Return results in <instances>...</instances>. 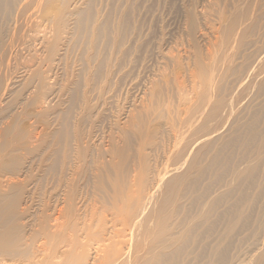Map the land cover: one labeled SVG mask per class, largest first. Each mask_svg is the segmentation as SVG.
I'll list each match as a JSON object with an SVG mask.
<instances>
[{"label":"rangeland","instance_id":"rangeland-1","mask_svg":"<svg viewBox=\"0 0 264 264\" xmlns=\"http://www.w3.org/2000/svg\"><path fill=\"white\" fill-rule=\"evenodd\" d=\"M59 1L61 4V0ZM66 2H68L70 14L66 17V26L62 30L59 56L55 58L57 62L55 61L54 66L51 65L55 68L53 73L47 76L50 92L46 95L49 96L47 97L48 101L43 102L45 104H42L43 107H41L44 109L42 113L45 114L39 113L42 110L41 108L38 112L39 109L37 108L40 106L38 101H36V106V103L30 104L34 102L33 99L36 98V93L39 95L41 91L39 89L41 88L38 89L39 92H35L34 88L26 86L29 73L26 68H23L31 65L33 66L32 70H35L38 67V65L34 66L35 63L30 62L33 59L32 57L36 55V49L39 48V51L40 49L43 51L37 53L42 58L47 56L48 44L46 43L44 48H41L43 46L41 43L44 39V34L41 32L37 33L38 36L35 34L36 39L40 40L34 45L38 48L31 47V51H25L24 57L22 56L20 59L22 64L27 61L29 64L25 63V66L21 64L22 68L16 76L18 82L15 85V93L18 91L19 95L16 93L11 97V99H15V95L17 98L20 97L18 99L19 109L17 108L15 111L14 117L22 114L21 103L26 100L27 104L30 99V103L28 101L29 107H27L28 115L24 116L26 121L21 124L24 128L26 127V131L30 130V133L33 132L35 135L44 134L43 138H46V143L49 146L45 144L46 147L43 148L41 153L46 152L52 145L51 143H54L55 139L57 140V138L54 139V136L61 130L63 134H67L70 131L68 134L70 139L67 135H62V137H67L66 141L70 140V142H73V139L79 137L82 142H86V144L82 143L86 149L83 156L86 157L84 158L85 160H82V173H84V176H81L80 179L82 180L79 186L82 189L80 190L82 197L86 200L84 206L87 203H89L87 205L89 207L95 203L99 206L98 201L101 203L100 206L103 209H99V211L101 210L100 212L96 211V220L102 215L111 217L110 205L108 199H106V196L111 193H96V191L99 192V189L106 191V189L104 190L100 187L107 188L109 184L105 174L97 171L101 167V163L109 166L107 163L109 161V163L112 162L110 164H113V168H116L115 170L118 168L122 169L121 173L123 171L124 175L121 177H124L125 180H128V174H134L131 172L134 169H141L142 172L146 170L145 173L149 171L147 173L149 175L146 174L148 177L144 175L143 179L147 180V182L150 179L149 185H147L148 193L151 190L153 192L157 191L155 192L157 205L165 201L166 197L163 194L167 182L183 175L187 171V167L194 164L195 167L193 165L190 171L191 174L186 182L177 189L175 201L170 205L169 209L171 224L174 225L172 232L174 237L181 240L179 243H175V247L166 253L163 259H160V263L264 264V55H262L263 57L261 56V54H264V0H66ZM225 2L227 5H225ZM234 3L236 4L233 5ZM217 5L219 6L217 7ZM204 6L206 7L204 8ZM224 8L226 9L224 10ZM72 13L74 14L73 17ZM90 19L92 20L90 21ZM81 27L83 28L80 29ZM50 37L48 35V38ZM189 53L191 56H189ZM181 64L183 66H180ZM187 65L190 66L188 67ZM47 66L44 65L43 70H47ZM163 67L165 68L163 69ZM170 74L173 76L171 75L170 77ZM97 80L98 82H96ZM21 89L22 91H20ZM19 91L21 93L24 91L22 93L23 96ZM92 99L94 100L93 102ZM217 102L221 105L224 103L223 112L221 111L218 117L209 119L208 112L214 108ZM151 106L152 109H150ZM16 117L14 118L16 121L20 120L23 122L25 120L22 116ZM22 118L24 119L22 120ZM70 119H72L71 122L73 123L71 124L70 122L66 125ZM202 124L203 126L206 124L208 126L204 129L201 128L203 127ZM30 125L32 126L30 127ZM33 126H36V128L34 127L36 130L32 129ZM61 126L63 127L61 128ZM99 126L102 128H99ZM64 128H67V132H65ZM141 134L143 138L140 136ZM201 137H205L204 141L202 140L203 143L199 142L197 144L198 139ZM66 141L63 143L68 145L69 141ZM70 144L71 146L75 145V142ZM130 144H133L134 147ZM47 152H50V150ZM52 152L49 154L53 157L50 156L47 165H56L58 163L57 165L61 168L63 164L60 159H64L58 158V156L60 157L61 154L63 156L64 151H60V154L57 151L56 155H52ZM182 152L187 155L186 158L188 160L185 164L186 166L180 171H176V166L181 163L179 157ZM39 153L37 151L31 153L30 158L38 157ZM67 154L71 156L72 153L69 152ZM67 154L65 157H69ZM30 155L27 156L29 157ZM54 156L62 165L55 160ZM31 159H28V162ZM51 159L54 161L51 162ZM117 160L122 162L118 163ZM136 164L138 165L136 166ZM50 165L48 169L51 167ZM57 165L54 168H58ZM53 167H51V172H54L52 175L55 176V173L60 171L59 168L58 170L55 169V171ZM86 167L87 170L85 169ZM36 169L34 175H36L35 181L37 180L38 182L36 181L37 183H35L37 186L33 184L30 188V192H33L31 193L33 195L30 200L31 208L29 207V210H31L28 215L30 217L29 223L34 225V227H29L27 231H30V235L33 232L34 236L35 233L36 236L39 233L41 235H38V238L33 237L34 239L29 236L34 240L33 242L29 238V241L33 243H31L34 248L32 250L35 254H30L31 258L28 256L26 260H16V264H24V262L25 264H41L43 261L40 259L44 260L49 255L50 251L44 245L43 232L41 233V228L38 224H40V219L43 216L45 203L50 208L52 207L51 215H56V209L60 206L63 207L62 203L59 202L61 205L58 203V198L61 195L60 184L53 183L52 176L48 175L49 186L47 187L41 181L43 178L41 176H44L43 173L38 168ZM45 169L43 168L42 170ZM119 169L118 171L120 172ZM166 171L171 172V174H168L169 177L167 176L164 181L165 185L163 184L160 188L161 190H159L157 189L158 180H160L159 178L162 174H166ZM103 174L105 178L101 176ZM94 177L103 179L100 178V182L99 178H96L99 183ZM104 179L106 180L103 181ZM40 181L45 185H41ZM84 187L86 188L84 189ZM84 192H86V195L83 194ZM104 198L107 202H105ZM101 199L103 200L102 202H100ZM47 201L50 203H47ZM102 210H108V213ZM55 215L53 216L55 217ZM39 217L40 219H38ZM110 225L108 227L112 226L115 230L116 226H119L117 231H120L121 225L122 227L124 226L122 223H118L115 226L113 224ZM114 228L111 230H114ZM35 229L39 230H36L38 233L35 232ZM124 229L127 230L128 228L124 226ZM125 233H122L126 235H123V237L125 236L124 239L123 237H118V240L115 238L114 241H119L121 238L122 240H127V238L130 240L129 231L127 230ZM40 236L41 238H39ZM85 240L83 243H88ZM101 243L103 244V242ZM101 243L99 244L100 246L102 245ZM99 245L95 244L93 246L95 248H92L93 253L91 252L90 254H93L91 256L92 259L94 256L97 258L96 260L101 257L100 259L103 261L104 252L101 251L105 249V247L102 248L105 242L101 246L102 250L100 249L103 255L97 252L99 250L97 246ZM59 247L61 254L66 251H69V254L60 256V261L59 259H53V263L59 264L60 262V264H63L62 261L66 257L65 260H68L67 262L63 261L65 264L75 262H72L74 258L72 259L71 257L76 254L75 252L72 254L71 249L65 247V245H60ZM96 248L98 249L97 251ZM94 249L101 256L99 254V257H97L98 254ZM44 251L49 253H44ZM94 252L96 255H94ZM75 256L77 257V255ZM15 262L7 264H14ZM135 262L133 264H140ZM157 263L159 262L157 261ZM73 264H77V262ZM95 264H99V261H96Z\"/></svg>","mask_w":264,"mask_h":264},{"label":"bare ground","instance_id":"bare-ground-1","mask_svg":"<svg viewBox=\"0 0 264 264\" xmlns=\"http://www.w3.org/2000/svg\"><path fill=\"white\" fill-rule=\"evenodd\" d=\"M90 1V0H89ZM105 1V0H104ZM214 1V0H212ZM218 1V0H217ZM228 1V0H226ZM237 1V0H236ZM240 1V0H239ZM253 1V0H252ZM255 1V0H254ZM59 0H0V264H7L9 262H15L16 260H26L28 258V256L31 254H35L33 252L32 249H34L32 246V242L29 241V236L33 237H37L38 235H41L40 233L37 234L35 233L34 236V232L31 233L32 235H30V231L28 232L27 229L30 227L32 228V226L34 227V225L29 223V207L31 206V199H32V195L30 192V188L33 184L37 183L35 181V177L36 175H34V171L36 172V168H38L39 171H41L43 173L44 176L41 179V181H43L47 187L49 186V178L47 179L48 175L52 176V180L53 183H58L57 185L60 184L59 187H61V195L59 197L58 194V203H62L63 207H58L56 206V210L55 217L53 215L50 214L51 212V208L48 204H46L45 202V206H44V211H43V216L40 219V217L38 219H40V224H38L41 228V233L43 235V239L45 241L44 245L47 247V250L50 251L49 255L46 256V258L40 259L42 260L40 263L41 264H56L53 263V259L57 260L59 259L60 261V256H64L66 255L69 251H66L65 253L61 254L58 248H60V245H65V247L70 248L73 252H75L77 255V257L75 255H72V262L77 264H95L96 261H99V264H133L135 261L139 262L140 264H159L160 263V259L164 258L166 256V253H168L172 248L175 247V243H179V241L181 240L180 238H176L174 237V233L172 232V227L174 226L173 224H171V215H170V205L172 203H174L175 201V193L177 191V189L179 188L180 185H182L184 182H186V180L188 179L189 175L191 174L190 171L193 167L194 164H191V166L187 167V171L183 174L180 175L176 178H173L171 180H169L167 182V184L165 185L164 181L167 179L168 174H171V172H167L166 174L162 176H160V180H158V187L157 189L161 190L160 188L162 187V185H165V192L163 195H165V201L160 204L157 205L155 202V192H153L152 190L150 191V193H148L147 189H148V182H150L148 180H144L143 177L149 175L147 173H149V171L147 173L146 170L145 172L141 171V169L136 170L134 169L133 172L134 174H128L127 172V176H128V180H125L124 177H121L124 175L123 171L121 173L117 170H115L113 168V164H110L112 162L109 163V161L107 162L109 164V166L104 165V163H101V167H99V169H97V171H100L102 173L105 174L106 179L108 180V186L107 188L109 189V191H107L108 189L105 187L101 186L100 188L102 189H106V191H102L101 189H99V192L96 191V193L100 194V192L103 193H111L109 196H106L105 198L108 199V203L110 205V209L109 211L111 212L110 216L108 217L106 215H102V217H99L98 220H96L97 218L95 217V215L97 214V212L99 211V209H103L100 205H97V203H95L92 206H87L89 203L86 204V206H84V202L86 200H84V198L82 197L83 195L81 194L80 189L81 187L79 186V183L82 179L81 176L84 174L82 173L83 169H82V160H85L84 158L86 156H83L85 154V148L83 147L82 140L79 137H76L75 139H73V142H75V145H72L70 143V140L68 142V145L70 144V146L68 147L67 143H63L64 141H66L67 137H62V135H67L70 133L66 131V133H62V130L59 133H55L56 135H52L54 136V139L57 138V140H54V143H51L52 145H50V152L48 149L46 150V152H42L43 148L46 147L45 144L47 140H45L46 138H43V135H39V134H33L30 133L29 131H26L24 126L22 125L24 123V121H26V115H28V109L27 107H29V103H30V99L27 101L26 104V100L21 103L22 105V114H20V116L24 117L25 120H23L24 118H22L23 122H21L20 120H15L14 118V113L17 110V108L19 109L18 105V99L16 95H15V99H11V97L13 96V94L15 93V88H16V83L17 81V74L19 73V71H21L20 69L22 68V65L29 64V62H25L24 64L21 63V58L24 55V52H30L31 51V47L36 48L37 46L35 43L40 41L38 39H36L35 34L41 32L44 35V39L42 41V47L44 48L45 44H48V50H47V56L45 58H42V56H39L37 53L42 51L39 48L38 49H34L35 50V56L32 57V61H30L31 63H35L34 66L38 65V67L35 70H32L33 66H25L23 68H26V71H28L29 73V78L26 81V86H31L32 88L35 89V92L39 90H41L38 93H36L35 97L33 96V100L34 102H31L30 104H35L36 101H38V104L40 106H38L37 109L38 112L40 111V108L43 107L42 104H45L43 102L48 101L49 96H46L47 94H49L48 92H50L49 87H48V74L53 73V68L51 65H55V61L57 62V60L55 58H57L59 55V44L61 43L62 40V34H63V29H65L66 26V17L69 16L70 12H69V5L67 4L68 2H66V0H61V4L59 3ZM87 3V2H86ZM90 3V2H89ZM233 3V1H232ZM237 3V2H236ZM236 3H234L233 5H235ZM240 3V2H239ZM253 3V2H252ZM106 4V3H105ZM217 4V3H215ZM211 5V4H210ZM224 5V4H223ZM225 5L226 2H225ZM98 6V5H97ZM104 6V5H103ZM216 6V5H214ZM219 5H217L218 7ZM231 6V5H230ZM228 6V7H230ZM253 6V5H251ZM91 7V6H90ZM206 6H204L205 8ZM211 7V6H210ZM226 7V6H225ZM234 7V6H233ZM251 8V7H250ZM253 8V7H252ZM219 9V8H218ZM217 9V10H218ZM226 8H224L225 10ZM228 9V8H227ZM86 10V9H85ZM221 10V9H220ZM93 11V10H92ZM223 11V10H222ZM225 12V11H224ZM222 12V13H224ZM250 12V10H249ZM83 13V12H82ZM94 13V12H93ZM210 13V12H209ZM208 13V14H209ZM217 13V12H216ZM220 13V11H219ZM77 14V13H76ZM86 14V13H85ZM221 14V13H220ZM219 14V15H220ZM73 13H72V17H73ZM83 15V14H82ZM80 15V16H82ZM216 15V14H213ZM227 15V14H226ZM78 16V15H77ZM222 16V15H221ZM219 17V16H218ZM224 17V16H223ZM222 17V18H223ZM84 18V17H82ZM81 18V19H82ZM217 18V17H216ZM221 18V19H222ZM226 18V17H225ZM85 19V18H84ZM83 19V21H84ZM92 19H90L91 21ZM224 20V18H223ZM222 20V21H223ZM76 21V20H75ZM241 21V20H240ZM104 22V21H103ZM81 23V22H80ZM89 23V22H88ZM76 24V23H75ZM79 24V23H78ZM84 24V23H83ZM82 24V25H83ZM102 24V23H101ZM109 24V22H108ZM107 24V25H108ZM192 24V23H191ZM222 24V23H221ZM235 25V24H234ZM239 25V24H238ZM48 27V28H47ZM76 27V26H75ZM74 27V28H75ZM229 27V26H228ZM83 27H81L80 29H82ZM43 29V31H41ZM49 29V31H48ZM101 29V27H100ZM108 30V29H107ZM48 31V32H46ZM89 31V30H88ZM87 31V32H88ZM80 32V31H79ZM101 32V30H100ZM76 33V32H75ZM91 33V32H90ZM108 33V32H107ZM84 34V33H83ZM110 34V33H109ZM48 35H50L51 37L48 38ZM99 35V34H98ZM38 36V34L36 35ZM42 36V34H41ZM82 36V35H81ZM110 36V35H109ZM103 37V36H102ZM98 38V36H97ZM100 38V37H99ZM109 38V37H108ZM78 39V38H77ZM76 39V40H77ZM81 39V38H80ZM69 40V39H68ZM89 41V40H87ZM233 41V40H232ZM108 42V40H107ZM74 43V42H73ZM78 43V41H77ZM38 44V43H37ZM90 44V43H89ZM97 44V43H96ZM99 44V43H98ZM110 44V43H109ZM189 44V43H188ZM40 45V44H39ZM67 45V43H66ZM100 45V44H99ZM68 46V45H67ZM79 46V45H78ZM90 46V45H88ZM73 47V45H72ZM85 47V46H84ZM104 47V46H103ZM113 47V46H112ZM234 47V46H233ZM66 48V47H65ZM97 48V46H96ZM183 48V47H182ZM186 48V47H185ZM76 49V48H75ZM78 49V47H77ZM99 49V48H98ZM111 49V48H110ZM120 49V48H119ZM188 49V48H187ZM190 49V48H189ZM33 50V51H34ZM44 50V49H43ZM66 50V49H65ZM104 50V49H103ZM185 50V49H184ZM70 51V50H69ZM77 51V50H76ZM119 51V50H118ZM191 51V50H190ZM43 52V51H42ZM62 52V51H61ZM96 52V51H95ZM102 52V51H101ZM32 53V52H31ZM46 53V52H45ZM82 53V52H81ZM97 53V52H96ZM264 53V52H263ZM65 54V53H64ZM94 54V53H93ZM211 54V53H210ZM209 54V55H210ZM228 54V53H227ZM91 55V54H90ZM264 54H261V56ZM44 56V54H43ZM74 56V55H73ZM79 56V55H78ZM175 56V55H174ZM181 56V54H180ZM189 56L190 53H189ZM188 56V57H189ZM24 57V56H23ZM70 57V55H69ZM75 57V56H74ZM93 57V56H92ZM96 57V56H94ZM172 57V56H171ZM179 57V56H178ZM187 57V56H186ZM263 57V56H262ZM63 58V57H62ZM65 58V57H64ZM196 58V57H194ZM30 59V60H31ZM105 59V58H104ZM115 59V58H114ZM177 59V58H176ZM182 59V58H181ZM190 59V58H189ZM34 60V61H33ZM60 60V59H59ZM80 60V59H79ZM183 60V59H182ZM181 60V61H182ZM260 60V59H259ZM61 61V60H60ZM93 61V60H92ZM171 61V60H170ZM185 61V60H184ZM183 61V62H184ZM209 61V60H208ZM72 62V61H71ZM104 62V61H103ZM180 62V61H178ZM216 62V61H215ZM172 63V62H171ZM22 64V65H21ZM58 64V63H57ZM92 64V63H91ZM105 64V63H104ZM219 64V63H218ZM44 65H48L47 66V70H43V66ZM59 65V64H58ZM57 65V67H58ZM82 65V64H81ZM71 66V65H70ZM69 66V67H70ZM80 66V65H79ZM103 66V64H102ZM176 66V65H175ZM180 66H183L182 64ZM188 66V65H187ZM186 66V67H187ZM190 66V65H189ZM188 66V67H189ZM195 66V65H193ZM216 66V65H215ZM56 67V68H57ZM99 67L101 68V66L99 65ZM127 67V66H126ZM179 67V66H178ZM96 68V67H95ZM104 68V67H103ZM165 67H163L164 69ZM63 69V68H62ZM83 69V68H82ZM102 69V68H101ZM170 69V68H169ZM61 70V69H60ZM122 70V69H121ZM190 70V69H189ZM192 70V69H191ZM198 70V69H197ZM83 71V70H82ZM175 71V70H174ZM183 71V70H181ZM188 71V69H187ZM195 71V70H194ZM31 72V74H30ZM115 72V71H114ZM165 72V70H164ZM168 72V71H166ZM178 72V71H177ZM189 72V71H188ZM192 72V71H191ZM23 73V72H22ZM81 73V72H80ZM95 73V72H94ZM99 73V72H98ZM169 73V72H168ZM167 73V74H168ZM180 73V72H179ZM159 74V73H158ZM157 74V75H158ZM176 74V72H175ZM192 74V73H191ZM54 75V74H52ZM64 75V74H63ZM83 75V74H82ZM100 75V74H99ZM98 75V76H99ZM116 75V72H115ZM172 74H170L169 76L171 77ZM205 75V74H204ZM61 76V75H60ZM94 76V75H93ZM117 76V75H116ZM115 76V77H116ZM159 76V75H158ZM173 76V75H172ZM189 76V75H188ZM197 76V74H196ZM20 77V76H19ZM28 77V76H27ZM87 77V76H86ZM97 78V76H95ZM114 77V78H115ZM164 77V74H163ZM177 77V76H176ZM180 77V76H179ZM184 77V76H183ZM195 77V75H194ZM25 78V76H24ZM52 78V77H51ZM92 78V77H91ZM206 78V77H205ZM20 79V78H19ZM159 79V78H158ZM51 80V79H50ZM79 80V79H78ZM84 80V79H83ZM96 80V79H95ZM99 80V79H98ZM98 80L96 82H98ZM162 80V78H161ZM166 80V79H164ZM163 80V81H164ZM181 80V79H180ZM172 81V80H171ZM194 81V80H193ZM198 81V80H197ZM204 81V80H203ZM81 82V81H79ZM78 82V83H79ZM177 82V81H176ZM183 82V81H182ZM199 82V81H198ZM20 83V80H19ZM82 83V82H81ZM112 83V82H111ZM163 83V82H162ZM178 83V82H177ZM181 83V82H180ZM84 84V83H83ZM82 84V85H83ZM110 84V83H109ZM156 84V83H155ZM200 84V83H198ZM203 84V83H202ZM37 85V86H36ZM163 85V84H162ZM172 85V84H171ZM182 85V84H181ZM22 86V85H21ZM25 86V84H24ZM113 86V85H111ZM121 86V85H120ZM154 86V85H152ZM157 86V85H156ZM178 86V84H177ZM47 87V88H46ZM84 87V86H83ZM158 87V86H157ZM156 87V88H157ZM162 87V86H161ZM164 87V86H163ZM180 87V85H179ZM178 87V88H179ZM183 87V86H182ZM196 87V85H195ZM41 88V89H39ZM46 88V89H45ZM78 88V87H77ZM170 88V87H169ZM24 89V87H23ZM39 89V90H38ZM84 89V88H83ZM158 89V88H157ZM177 89V88H176ZM19 90V89H18ZM26 90V89H25ZM70 90V89H69ZM73 90V89H72ZM150 90V89H149ZM155 90V89H154ZM22 91V89L20 90ZM19 91V92H20ZM30 91V90H29ZM82 91V90H81ZM156 91V90H155ZM193 91V90H192ZM34 92V93H35ZM94 92V91H93ZM92 92V93H93ZM98 92V91H97ZM169 92V91H168ZM194 92V91H193ZM21 93V92H20ZM24 93V91L22 92ZM21 93V95H22ZM82 93V92H81ZM149 93V92H148ZM18 94V93H17ZM80 94V93H79ZM164 94V93H163ZM19 95V94H18ZM30 95V94H29ZM74 95V94H73ZM96 95V94H95ZM23 96V95H22ZM53 96V95H52ZM81 96V94H80ZM94 96V95H93ZM142 96V95H141ZM153 96V95H152ZM194 96V95H193ZM28 97V96H27ZM30 97V96H29ZM75 97V96H74ZM160 97V96H159ZM158 97V98H159ZM168 97V96H167ZM166 97V98H167ZM73 98V97H72ZM151 98V97H150ZM161 98V97H160ZM170 98V97H169ZM168 98V99H169ZM183 98V97H182ZM27 99V98H25ZM56 99V98H55ZM70 99V98H68ZM82 99V98H81ZM32 100V101H33ZM158 100V99H157ZM165 100V99H164ZM170 100V99H169ZM78 101V100H77ZM94 100L92 99V102ZM149 101V100H148ZM154 101H156L154 99ZM166 101V100H165ZM72 102H74L72 100ZM168 102V101H167ZM199 102V101H198ZM77 103V102H76ZM80 103V102H79ZM147 103V102H146ZM169 103V102H168ZM32 104V105H33ZM54 104V103H53ZM65 104V103H64ZM143 104V103H142ZM150 104V102H149ZM30 105V106H32ZM37 105V103L35 104V106ZM165 105V104H164ZM163 105V106H164ZM75 106V105H74ZM145 106V105H144ZM143 106V107H144ZM170 106V104H169ZM167 106V107H169ZM202 106V105H201ZM76 107V106H75ZM74 107V109H75ZM142 107V108H143ZM147 107V105H146ZM173 107V106H171ZM224 107V103L218 104V102L214 105V108H212V110L208 112V118L209 119H213L215 117H218L219 114H221L220 112L222 111V108ZM21 108V107H20ZM36 108V107H35ZM78 108V107H77ZM166 108V107H165ZM41 114H45L42 113L43 112V108H41ZM68 109V108H67ZM100 109V108H99ZM149 109V108H148ZM150 109H152V106L150 107ZM168 109V108H166ZM166 109H164L166 111ZM174 109V108H172ZM203 109H205L203 107ZM31 110V109H30ZM77 110V109H76ZM136 110V109H135ZM147 110V109H146ZM171 110V109H169ZM199 110V109H197ZM32 111V110H31ZM46 111V110H45ZM70 111V110H68ZM72 111V110H71ZM79 111V110H77ZM131 111V110H130ZM144 111V110H143ZM173 111V110H172ZM181 111V110H180ZM186 111V110H184ZM37 112V114H39ZM133 112V111H132ZM131 112V113H132ZM223 112V111H222ZM21 113V112H20ZM27 113V114H26ZM30 113V112H29ZM58 113V112H57ZM115 113V112H114ZM135 113V112H134ZM168 113V112H166ZM171 113V111H170ZM174 113V112H173ZM179 113V112H178ZM197 113V112H196ZM32 114V113H31ZM36 114V115H37ZM67 114V113H66ZM72 114V112H71ZM77 114V113H76ZM130 114V113H129ZM148 114V113H147ZM177 114V113H176ZM175 114V116H176ZM194 114V113H193ZM30 115V114H29ZM35 115V117H36ZM51 115V114H50ZM64 115V114H63ZM134 115V114H133ZM172 115V114H171ZM174 115V114H173ZM18 116V117H20ZM33 116V114H32ZM38 116V115H37ZM42 117V115H40ZM59 116V115H58ZM169 116V115H168ZM16 117V118H18ZM30 117V116H28ZM34 117V118H35ZM39 117V116H38ZM62 117V116H61ZM69 117V116H68ZM72 117V116H71ZM88 117V116H87ZM111 117V115H110ZM113 117V116H112ZM130 117V116H129ZM37 118V117H36ZM40 118V117H39ZM55 118V117H54ZM115 118V117H114ZM127 118V117H126ZM133 118V117H132ZM131 118V119H132ZM137 118V117H136ZM171 119V117H169ZM177 118V117H176ZM21 119V118H20ZM53 119V118H52ZM51 119V120H52ZM65 119V118H64ZM44 120V119H43ZM55 120V119H54ZM63 120V118H62ZM68 120V119H67ZM75 120V119H74ZM86 120V118H85ZM35 121V120H34ZM33 121V122H34ZM57 121V120H56ZM72 121V119H70V121L66 124L68 125L70 122ZM132 121V120H131ZM177 121V120H176ZM212 121V120H211ZM66 122V121H65ZM178 122V121H177ZM22 123V124H21ZM31 123V122H30ZM62 123V122H61ZM60 123V124H61ZM64 123V122H63ZM73 122H71L72 124ZM86 123V122H85ZM104 123V121H103ZM138 123V122H137ZM39 124V123H38ZM101 124V123H100ZM125 124V123H124ZM129 124V123H128ZM133 124V123H132ZM170 124V123H169ZM204 124V123H203ZM202 124V126H203ZM21 125V127H20ZM135 125V124H134ZM141 125V124H140ZM175 125V123H174ZM179 125V124H178ZM23 126V128H22ZM32 125H30L31 127ZM59 126V125H58ZM65 126V125H64ZM83 126V125H82ZM103 126V125H102ZM122 126V125H121ZM208 126L207 124L204 125L201 128H204ZM36 128V126H33V128ZM42 127V126H41ZM40 127V128H41ZM63 126H61L62 128ZM68 127V126H66ZM71 127V126H70ZM101 126H99L100 128ZM138 127V126H137ZM141 127V126H139ZM34 128V129H35ZM38 128V127H37ZM60 128V129H61ZM102 128V127H101ZM130 128V127H129ZM134 128V126H133ZM175 128V126H174ZM173 128V130H174ZM29 129V128H27ZM43 129V127H42ZM41 129V131H42ZM45 129V128H44ZM51 129V127H50ZM69 129V128H68ZM126 129V128H124ZM132 129V128H131ZM36 130V129H35ZM40 130V129H39ZM59 130V129H58ZM78 130V129H77ZM99 130V129H98ZM97 130V131H98ZM117 130V129H116ZM172 130V132H173ZM32 131V130H31ZM47 131V130H46ZM83 131V130H82ZM36 132V131H35ZM57 132V131H56ZM78 132V131H77ZM127 132V131H126ZM139 132V131H137ZM215 132V130H214ZM44 133V132H43ZM51 134V133H50ZM72 134V133H71ZM96 134V133H95ZM101 134V133H100ZM117 134V133H116ZM132 134V133H131ZM143 134V133H142ZM142 134L140 136H142ZM215 134V133H214ZM60 135V136H59ZM107 135V134H106ZM122 135V134H121ZM124 135V134H123ZM127 135V134H126ZM196 135V134H195ZM51 136V137H52ZM73 136V135H72ZM101 136V135H100ZM135 136V135H133ZM138 136V135H136ZM154 136V135H153ZM46 137V136H45ZM69 137V136H68ZM128 137V136H127ZM139 137V136H138ZM150 137V136H149ZM148 137V138H149ZM156 137V136H155ZM206 137V136H205ZM204 137V138H205ZM49 138V137H48ZM53 138V137H52ZM51 138V140H52ZM137 138V137H136ZM143 138V136H142ZM172 138V137H171ZM203 137L198 139V142H202V140L204 139ZM28 139V140H27ZM30 139V140H29ZM50 139V138H49ZM59 139V141H58ZM70 139V137H69ZM100 139V138H99ZM102 139V138H101ZM140 139V138H139ZM154 139V138H153ZM174 139V138H173ZM27 140V141H26ZM35 140V141H34ZM50 140V141H51ZM93 140V139H92ZM119 140V139H118ZM131 140V139H130ZM129 140V141H130ZM158 140V139H157ZM33 141V142H32ZM49 141V142H50ZM66 141V142H67ZM103 141V140H101ZM148 141V140H147ZM204 141V140H203ZM95 142V141H94ZM114 142V141H113ZM118 142V141H116ZM151 142V140H150ZM154 142V141H152ZM102 143V142H101ZM149 143V142H148ZM158 143V142H157ZM203 143V142H202ZM36 144V145H35ZM41 146H40V145ZM84 144H86V142H84ZM112 144V143H111ZM110 144V145H111ZM150 144V143H149ZM148 144V145H149ZM161 144V143H159ZM195 144V143H194ZM207 144V143H206ZM48 145V144H47ZM119 145V144H118ZM131 145V144H130ZM141 145V143H140ZM147 145V146H148ZM154 145V144H153ZM49 146V145H48ZM55 146V147H54ZM85 146V145H84ZM99 146V145H98ZM133 146V144L131 145ZM130 146V147H131ZM160 146V145H159ZM195 146V145H194ZM102 147V146H101ZM107 147V146H106ZM127 147V146H126ZM125 147V148H126ZM134 147V146H133ZM137 147V145H136ZM152 147V146H151ZM58 148V149H57ZM60 148V149H59ZM109 148V147H108ZM147 148V147H146ZM189 148V147H188ZM57 149V150H56ZM106 149V148H105ZM110 149V148H109ZM113 149V148H112ZM127 149V148H126ZM129 149V148H128ZM139 149V148H138ZM92 150V148H91ZM94 150V149H93ZM111 150V149H110ZM156 150V149H155ZM37 151L40 155H38V157H34V158H30L31 157V153ZM45 151V150H44ZM53 151V152H52ZM57 151H60L64 153L63 156L60 155V157L58 156V158H63L64 160L60 159L62 164H63V169L59 168V165H57L58 161L56 160V156H54L55 160L57 161L56 165L59 168L58 173H55V176L52 175L51 172V167H53V165H50L48 163L49 159H50V154L52 152V155H54L55 153H58ZM109 151V150H108ZM133 151V150H132ZM136 151V150H135ZM66 152V153H65ZM71 152V156L70 154H67ZM130 152V151H129ZM128 152V153H129ZM138 152V151H136ZM152 152V151H151ZM156 152V151H155ZM190 152V151H189ZM31 154V155H30ZM49 154V155H47ZM69 155L65 157V155ZM95 154V153H94ZM105 154V152H104ZM110 154V152H109ZM136 154V153H135ZM156 154V153H155ZM27 155H30L29 157ZM34 155V154H33ZM37 155V154H36ZM56 155V154H55ZM115 155V154H113ZM143 155V154H142ZM152 155V154H151ZM179 155V154H178ZM105 156V155H104ZM149 156V155H148ZM153 156V155H152ZM158 156V153H157ZM170 156V155H169ZM53 157V156H51ZM65 157V158H64ZM92 157V156H91ZM121 157V156H120ZM130 157V156H129ZM133 157V155H132ZM154 157V156H153ZM187 155H184V153L182 152L180 154V162L179 165L176 166V171H180V169H182L184 166H186V162H187ZM113 158V156H112ZM118 158V157H117ZM28 159L29 160L28 162ZM53 159V158H52ZM51 159V162L54 161ZM129 159V158H128ZM134 159V157H133ZM88 160V159H87ZM166 160V159H165ZM64 161V162H63ZM113 161V160H112ZM118 161V160H117ZM121 161V160H120ZM120 161H118V163H120ZM191 161V160H190ZM60 162V161H59ZM61 162L59 164H61ZM86 162V161H84ZM103 162V161H102ZM106 162V161H105ZM122 162V161H121ZM50 163V162H49ZM54 163V162H53ZM91 163V162H90ZM125 163V162H124ZM133 163V162H131ZM141 163V161H140ZM52 164V163H51ZM61 164V165H62ZM68 164V165H67ZM85 164V163H84ZM83 164V166H84ZM87 164V163H86ZM135 164V163H134ZM166 164V163H165ZM36 165V166H35ZM47 165V166H46ZM49 167L48 169V166ZM56 165H54V167H56ZM112 165V166H111ZM123 165V164H122ZM127 165H129L127 163ZM131 165V164H130ZM138 164H136L137 166ZM67 166V167H66ZM126 166V165H125ZM124 166V167H125ZM135 166V165H132ZM131 166V168H132ZM144 166V165H143ZM150 166V165H149ZM36 167V168H35ZM47 167V169H45ZM53 167V168H54ZM85 167V166H84ZM109 167L110 170H109ZM139 167V166H138ZM166 167V166H165ZM195 167V165H194ZM45 170H42V169ZM58 168H54V170H58ZM140 168H141V164H140ZM36 169V170H35ZM87 170V167L85 168ZM89 169V168H88ZM153 169V168H152ZM55 170V171H56ZM112 170V172H110ZM125 170V169H124ZM144 170V167H143ZM85 171V170H84ZM97 171H95V173H97ZM118 171V172H117ZM130 171V170H129ZM142 172V173H141ZM153 172V171H152ZM86 173V172H85ZM99 173V172H98ZM121 173V174H120ZM145 173V174H144ZM36 174V173H35ZM40 174V173H39ZM57 174V175H56ZM89 174V173H86ZM101 175L102 177L104 176ZM147 174V175H146ZM91 175V174H90ZM98 175V174H97ZM100 175V173H99ZM145 175V176H144ZM84 176V175H83ZM87 176V175H86ZM159 176V175H158ZM38 177V176H37ZM40 177V176H39ZM93 177V176H92ZM103 177V178H105ZM148 177V176H147ZM153 177V176H152ZM169 177V176H168ZM83 178V177H82ZM88 178V177H87ZM86 178V179H87ZM95 178V177H94ZM97 178V177H96ZM95 178V179H96ZM99 178V177H98ZM97 178V179H98ZM101 178V177H100ZM99 181L103 178L100 179ZM127 178V177H126ZM155 178V177H154ZM84 179V178H83ZM96 179V180H97ZM106 179H104L103 181H105ZM157 180V179H156ZM40 181V182H41ZM90 181H92L90 179ZM98 181V180H97ZM98 181V182H99ZM43 182H41V185H45ZM87 182V181H85ZM101 182V181H100ZM99 182V183H100ZM43 183V184H42ZM63 183V186H62ZM40 184V183H39ZM88 184V182H87ZM92 184V183H91ZM54 185V184H53ZM104 185V184H103ZM35 186H37V184H35ZM85 186V184H84ZM94 186V184H93ZM98 186V185H97ZM100 186V185H99ZM54 187V186H53ZM58 187V188H59ZM38 188V187H37ZM36 188V189H37ZM40 188V187H39ZM52 188V186H51ZM86 187H84L85 189ZM99 188V187H97ZM83 189V190H84ZM33 190V189H31ZM41 190V189H40ZM98 190V189H96ZM35 191V190H34ZM57 191V188H56ZM89 191V190H88ZM87 191V193H88ZM41 192V191H40ZM45 192V191H44ZM48 193V192H47ZM46 193V194H47ZM105 193V194H106ZM42 194V193H40ZM83 194L86 195V192H84ZM114 194V196H113ZM157 194V193H156ZM90 195V194H88ZM87 195V196H88ZM102 195V194H101ZM104 195V194H103ZM35 196V194H34ZM41 196V195H40ZM57 195L55 194V197ZM96 196V195H95ZM104 197V196H103ZM41 198V197H40ZM57 198V197H56ZM55 198V199H56ZM97 198V197H96ZM101 198V197H100ZM104 198V199H105ZM38 199V198H37ZM36 199V200H37ZM48 199V197H47ZM105 199V202H107ZM158 200V199H157ZM164 200V199H163ZM162 200V201H163ZM41 201V200H40ZM57 201V200H56ZM55 201V202H56ZM103 200L101 199L100 202H102ZM39 202V201H38ZM92 202V201H91ZM90 202V203H91ZM97 202V200H96ZM104 202V203H105ZM158 202V201H157ZM47 203H50L47 201ZM59 203V204H60ZM156 205H155V204ZM53 204V203H52ZM55 204V203H54ZM58 205V204H57ZM61 205V204H60ZM59 206V205H58ZM108 207V206H107ZM31 208V207H30ZM35 210V209H34ZM54 210V209H53ZM98 210V211H97ZM38 211V210H37ZM97 211V212H96ZM101 211V210H100ZM99 211V212H100ZM104 211H108V210H102ZM102 212V213H103ZM34 213V212H33ZM108 213V212H107ZM38 214V213H37ZM105 214V213H104ZM40 215V214H39ZM42 215V214H41ZM35 216V215H34ZM98 217V216H97ZM96 218V219H95ZM36 219V220H38ZM54 219V220H53ZM109 219V220H108ZM35 220V219H34ZM33 221V220H32ZM31 221V222H32ZM34 222V221H33ZM32 222V223H33ZM38 222V221H37ZM54 222V223H53ZM113 224V226H115L118 223H122L126 228H128L127 230L130 233V240H118V237H123V235H125L126 233V229H124V226L120 228V231H117L119 228V226H116V230L114 227H112L111 225ZM111 224V225H110ZM111 226L112 228H114V230H111ZM37 227V226H35ZM96 227V229H95ZM34 229V228H33ZM39 229V228H38ZM38 229H35V232L38 233ZM121 229H123L121 231ZM38 230V231H36ZM29 233V234H28ZM125 233V234H122ZM126 236V235H125ZM124 236V237H125ZM129 236V234H128ZM127 236V237H128ZM123 237V239H124ZM32 238H30L31 240H33ZM38 238V237H37ZM41 238V236L39 237ZM117 239L116 241H114V239ZM36 239V238H35ZM87 239V240H85ZM85 240V242L88 243H83ZM39 241V239H38ZM60 241V244H59ZM30 242V243H29ZM34 242V240H33ZM105 242V245L102 246L103 244L101 243ZM110 242V243H109ZM32 243V244H31ZM99 245L100 243L102 244V248L105 247V249H101V246L99 248V246H97L96 251L97 252H104L103 258L101 261V257H99L100 253H97L94 249V251L98 254L97 257H99L98 260H96L97 258H95L94 256V261L92 259L91 256H93V254H90L92 252V248L95 244ZM107 243V244H106ZM32 248H31V247ZM38 246V245H37ZM45 247V250H46ZM66 249V248H64ZM101 249V250H100ZM38 250V249H37ZM42 250V249H41ZM69 250V249H68ZM40 252V251H38ZM64 252V251H63ZM94 252V255H96V253ZM42 253V252H41ZM44 253H47L44 251ZM47 253V254H48ZM93 253V252H92ZM43 254V253H42ZM69 254V253H68ZM67 254V255H68ZM71 254V253H70ZM100 254V256H101ZM39 255V254H38ZM45 255V254H44ZM39 257V256H37ZM66 257V256H65ZM70 257V258H71ZM146 257H148L146 259ZM151 257V258H150ZM29 258H31L29 256ZM43 258V257H42ZM67 258V257H66ZM65 258V259H66ZM64 259V258H63ZM64 259V260H65ZM20 260V261H21ZM38 260V259H37ZM62 260V259H61ZM63 260V261H64ZM68 260V259H67ZM67 260H65L67 262ZM29 261V260H27ZM58 261V262H59ZM62 261L63 264H65ZM91 261V262H90ZM157 261L159 263H157ZM31 262V261H30ZM29 262V263H30ZM38 262V261H37ZM101 262V263H100ZM135 262V263H136ZM161 262H163L161 260ZM28 263V262H26ZM33 263V261H32ZM72 263V264H73ZM11 264V263H10ZM16 264V262L14 263ZM23 264V263H22ZM25 264V262H24ZM38 264V263H37ZM60 264V262H59ZM70 264V263H69ZM161 264V263H160Z\"/></svg>","mask_w":264,"mask_h":264}]
</instances>
